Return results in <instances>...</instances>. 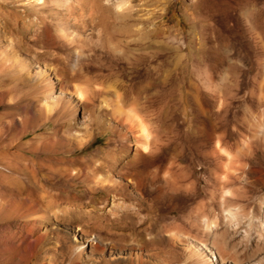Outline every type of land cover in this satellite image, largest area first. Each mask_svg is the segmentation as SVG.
I'll list each match as a JSON object with an SVG mask.
<instances>
[{"label": "rangeland", "instance_id": "1", "mask_svg": "<svg viewBox=\"0 0 264 264\" xmlns=\"http://www.w3.org/2000/svg\"><path fill=\"white\" fill-rule=\"evenodd\" d=\"M46 2L45 15L63 0ZM31 3L0 0V264H190L187 241L264 264V0H131L163 32L162 69L117 56L112 76L109 56L85 59L96 45L78 59L59 31L2 24L38 20ZM145 220L141 246L124 245Z\"/></svg>", "mask_w": 264, "mask_h": 264}, {"label": "bare ground", "instance_id": "2", "mask_svg": "<svg viewBox=\"0 0 264 264\" xmlns=\"http://www.w3.org/2000/svg\"><path fill=\"white\" fill-rule=\"evenodd\" d=\"M33 2L34 3H31V5H30L31 8H35L37 10L39 9L42 12V13L40 12L41 15L39 14V16H37L38 20L29 19L26 21L25 20L21 21V19H20L19 23H21V25H19L17 27L15 25L18 22L14 23L13 21L5 18L4 21L2 22V24L5 27H8V28L10 27L11 29H15V31L18 30L21 34H26L29 27H34V26L36 27V26H38V24H42L41 28L43 29V33H45V34H50L51 30L52 31L53 30L59 31V36L57 37L58 39H56V38H54V39H56V41H58L60 39L63 42H66L67 43L66 45H68L71 50L74 49L73 45L76 46L74 50H75V54L78 56V59L82 57L81 54L83 52L82 50L84 49L85 45H96V46H98L97 47L98 49H92V52L88 55H84V57H85V59H95V58L96 59L97 58L103 59L104 56H107V57L109 56V59H110L109 60V66L103 67L101 65L102 69L103 68L108 69V71H109L108 75L109 76L117 74V71H114L115 66L113 65V62H116L115 57H117V56L122 58L123 61H125L126 63H128L131 66V70L135 69L136 70L135 72L136 73L138 72L139 75H140V71L141 72L146 71V69H147L146 67L150 66L151 63H153V62L154 63L156 62V65H157L156 67H154L155 70L157 69L159 71L160 68L162 69V64H163L162 58L164 56V52H163L164 49H163V41L160 38L163 37V35H162L163 32L161 31V29L159 27L154 28V30H150L146 27L145 24L140 25L139 23L143 22L146 18L145 19L143 17L142 18L140 17L139 19L138 18H135V19L132 18L133 16H132V14H130L129 3L127 5H124L121 2V0H111V2H109V3H105V0H63V2L60 3L61 5L59 3H57V5L55 7H51L52 11L50 13H46V15H45L43 12H46L45 9L47 8L46 7L47 6L46 0H43V2H40V0H33ZM30 14H31V11L29 12V15ZM51 14H53V16H55L54 18H56V20H57L54 23L49 18V17H51ZM1 16L2 15H0V17ZM136 17H138V14ZM130 18H132V20ZM136 20H137V22H134ZM118 21L126 23V25H127V23L130 22L128 25L130 27L126 28V30L129 29L128 33H126L127 32L126 30H124L126 34H124L122 36L120 34H117L119 31H116L117 33H115V27H116L115 25L118 24ZM125 26H124V28H125ZM31 29H29V31ZM29 31L27 33H29ZM38 34H40V33H38ZM38 34H35V36H37ZM151 39H152V42H151ZM35 41H38V37H35ZM130 44H133L134 47L137 49V51L141 50L144 53H147L146 50L149 49L150 47H156L157 48V49H155L156 56L153 57L152 59H148L145 55L139 53L138 57L137 56L132 57V56H130L131 55L130 51L132 50V53H134V49H133V47H132V49L130 47H128ZM117 49H120L119 53H118ZM100 51H102L103 55H100V53H99ZM159 59H160V62L157 61ZM80 66H81V64H80ZM85 67H86L85 68L86 70L92 68L91 65H87ZM98 67H100V66H98ZM154 68H153V70H154ZM79 71H80V69H79ZM119 72L121 73L120 75L125 76V78H127V80H131L135 76V74L128 75L129 74L128 70L123 71V69H121ZM156 74H157V72H156ZM159 81H160V79H159ZM129 83H130V81H129ZM160 83H161V81H160ZM69 91L72 93H75V95L78 97L83 95L84 99L87 96V95H85L86 92H84V88L80 85H75L74 91L68 90V92ZM132 110H135V109L133 108ZM119 112H123V111H119ZM134 113L137 117H139V119L134 120L130 117V120H132L131 123H133V122L135 123V126L137 128V130L135 132H137L136 138H137V141L139 143V146L142 149L144 146H148L149 148H151V146L154 144V141L153 140L151 141V139L146 138V136L144 135V132H143V130L145 128H147L148 135H150L152 137V133L150 132L148 124L137 113V111H135ZM126 114L129 115L128 111ZM127 117L129 118V116H127ZM16 156L19 159V161H18L19 164H22L25 167L28 165L29 160L27 158H23L19 154H16ZM229 156L227 155V157H229ZM23 161H28V162H23ZM114 163H115V161H114ZM6 165H8V167L10 166L11 169L15 170V166L11 163V161L8 162ZM114 166H116V165H114ZM225 176H227V175H225ZM10 177H11L10 174H6V178H10ZM28 183H30V180L28 181ZM225 211H226V213L228 212L231 214V212H230L231 210H225ZM232 212H234V210ZM204 223H205L204 228H206L207 231L211 230V223H209V220L205 218ZM132 229H135L131 233L132 236L130 238H128L127 240H125V243H123V244L130 247V248L140 247L141 246L140 243L142 241V237L140 236V234H142L147 229L146 220L141 222L138 227L132 228ZM181 240L182 239H180L179 236H176V238H175L176 242L180 243ZM101 242H102V239L98 238L97 243L100 244ZM187 242H185L183 245L185 247V250L188 252L187 258L190 259V264H210V263H213V264H241L237 260V258L232 257L231 254H229V252H226L224 250L220 251L218 248L210 249L206 246V244L204 242H201V243L198 242L197 244L193 243V242H188V243ZM204 249H205V252L207 251V253L210 254L211 260H210V257L206 258L205 254H204ZM233 254L235 255V253H233ZM239 259H241V258H239ZM243 259H244V257H243ZM255 259L252 258V260L249 261L250 262L249 264H263L262 262H260L259 259H257V260H255Z\"/></svg>", "mask_w": 264, "mask_h": 264}, {"label": "snow or ice", "instance_id": "3", "mask_svg": "<svg viewBox=\"0 0 264 264\" xmlns=\"http://www.w3.org/2000/svg\"><path fill=\"white\" fill-rule=\"evenodd\" d=\"M40 2H43V0H40ZM109 2H111V0H105V3H109ZM121 2H122L124 5H127L128 3L131 2V0H121ZM80 99L83 100V99H84V96L81 95V96H80ZM128 114H129V116H130L132 119H134V120H138V119H139V117H137V116L135 115V113H134L131 109L128 110ZM143 132H144V135L146 136V138L151 139V136L148 135V130H147V128H145V129L143 130ZM216 146H217V148H219V147H220V144L217 143ZM143 151H144V153H149V152H150V148H149L148 146H144V147H143ZM225 155H227V153H225Z\"/></svg>", "mask_w": 264, "mask_h": 264}, {"label": "clouds", "instance_id": "4", "mask_svg": "<svg viewBox=\"0 0 264 264\" xmlns=\"http://www.w3.org/2000/svg\"><path fill=\"white\" fill-rule=\"evenodd\" d=\"M41 107L48 109L50 111L47 101L43 102Z\"/></svg>", "mask_w": 264, "mask_h": 264}]
</instances>
